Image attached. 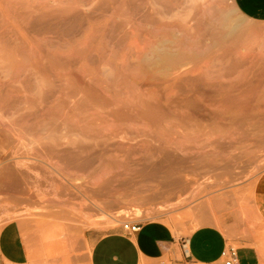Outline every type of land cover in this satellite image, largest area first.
Wrapping results in <instances>:
<instances>
[{
    "label": "rangeland",
    "instance_id": "rangeland-1",
    "mask_svg": "<svg viewBox=\"0 0 264 264\" xmlns=\"http://www.w3.org/2000/svg\"><path fill=\"white\" fill-rule=\"evenodd\" d=\"M255 27L231 0H0V226L69 258L67 226L216 225L264 264Z\"/></svg>",
    "mask_w": 264,
    "mask_h": 264
},
{
    "label": "crops",
    "instance_id": "crops-1",
    "mask_svg": "<svg viewBox=\"0 0 264 264\" xmlns=\"http://www.w3.org/2000/svg\"><path fill=\"white\" fill-rule=\"evenodd\" d=\"M231 1L241 16L256 25L254 31L248 33L249 37L244 38L251 41L247 46L264 51V27H258L264 25V0ZM256 56L255 63L262 58L260 53ZM49 231H52L51 224L37 223L25 237L17 220L3 223L0 226V264H223V252L229 247V239L216 225H200L187 235H178L165 222L148 220L130 234L122 227L109 231L89 227L78 242L74 227L67 226L69 258L55 257L49 251L54 243ZM236 248L240 264H263L252 245L239 243Z\"/></svg>",
    "mask_w": 264,
    "mask_h": 264
},
{
    "label": "built area",
    "instance_id": "built-area-1",
    "mask_svg": "<svg viewBox=\"0 0 264 264\" xmlns=\"http://www.w3.org/2000/svg\"><path fill=\"white\" fill-rule=\"evenodd\" d=\"M121 227L126 233L130 234L138 231L140 223L137 221H125ZM223 264H240L236 247L229 245L223 252Z\"/></svg>",
    "mask_w": 264,
    "mask_h": 264
},
{
    "label": "bare ground",
    "instance_id": "bare-ground-1",
    "mask_svg": "<svg viewBox=\"0 0 264 264\" xmlns=\"http://www.w3.org/2000/svg\"><path fill=\"white\" fill-rule=\"evenodd\" d=\"M157 11V10H156ZM228 14H226V16H227ZM228 18V19H227ZM227 18H223V21L222 22H228V20H229V15H228V17ZM233 26V25H232ZM237 26V25H236ZM235 26V27H236ZM233 28V27H232ZM151 94V93H150ZM150 98V97H149ZM151 98H152V96H151ZM154 100V99H153ZM152 103V102H151ZM159 103V102H158ZM140 104V103H139ZM161 104V103H160ZM156 105V104H155ZM163 105V104H162ZM158 108V107H157ZM171 109V108H170ZM169 111H171V110H169ZM149 112V111H148ZM166 113V112H165ZM172 113H173V111H172ZM167 114V113H166ZM168 115V114H167ZM163 116H164V114H163ZM61 118V117H60ZM243 214V213H242ZM238 215V214H237ZM113 223L114 222H118L120 219H115V218H112L111 217V219H110Z\"/></svg>",
    "mask_w": 264,
    "mask_h": 264
}]
</instances>
